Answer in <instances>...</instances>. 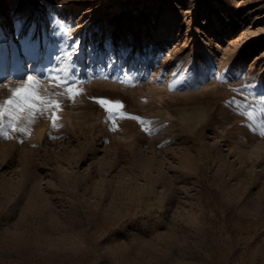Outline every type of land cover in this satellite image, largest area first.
Wrapping results in <instances>:
<instances>
[{"label":"rangeland","instance_id":"obj_1","mask_svg":"<svg viewBox=\"0 0 264 264\" xmlns=\"http://www.w3.org/2000/svg\"><path fill=\"white\" fill-rule=\"evenodd\" d=\"M1 30L67 83L0 121V264H264V0H0Z\"/></svg>","mask_w":264,"mask_h":264},{"label":"snow or ice","instance_id":"obj_2","mask_svg":"<svg viewBox=\"0 0 264 264\" xmlns=\"http://www.w3.org/2000/svg\"><path fill=\"white\" fill-rule=\"evenodd\" d=\"M20 29L23 31V24L20 25ZM23 54L28 55L27 45L24 46ZM65 56L68 57L70 54L66 53ZM61 72H64L63 77L60 75ZM66 77V69L61 68L48 69L43 74V77H36L32 74L25 76L23 73L13 74L15 83L3 84V87L7 89L10 96L0 105V121H2L3 117L7 116L10 120L9 127H13L11 121L17 119L16 113L34 112L43 103L44 98L40 95V84L42 82L47 81L64 87L67 83ZM3 79L7 80L8 77L4 76ZM61 80L64 83H60ZM67 90L69 93L74 92L72 87H69ZM100 103L103 104L104 101H100Z\"/></svg>","mask_w":264,"mask_h":264},{"label":"bare ground","instance_id":"obj_3","mask_svg":"<svg viewBox=\"0 0 264 264\" xmlns=\"http://www.w3.org/2000/svg\"><path fill=\"white\" fill-rule=\"evenodd\" d=\"M0 50H1L0 52V79L1 80H4L3 79L4 76H8L9 74L14 73V72L21 73L23 69H26L23 64L22 65L17 64L18 59H20L22 56V51L19 47L16 48L15 50L16 53L14 57L10 59V55H8V52H9L8 42L6 44V35L3 34L2 30L0 31Z\"/></svg>","mask_w":264,"mask_h":264}]
</instances>
